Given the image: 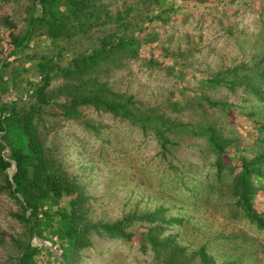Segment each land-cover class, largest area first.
Here are the masks:
<instances>
[{"label": "rangeland", "instance_id": "374dc122", "mask_svg": "<svg viewBox=\"0 0 264 264\" xmlns=\"http://www.w3.org/2000/svg\"><path fill=\"white\" fill-rule=\"evenodd\" d=\"M135 1L102 0L98 20L105 22L102 26L79 34L62 50L53 48L40 29L25 50L8 59L10 34L21 37L25 33L31 3L0 0V70L11 92L7 100L28 109L35 103L32 92L41 82V63L54 61L64 66L73 55L97 47L101 37L115 31L118 16L141 29L146 18L161 8L162 20L147 29L156 38L143 55L110 65V71L99 74L101 81L180 124H194L202 117L216 121L232 139L227 149L230 158L242 153L250 159L263 152L264 134L255 128L264 124V101L255 100L239 82L231 87L229 81L215 84L207 80L224 75L228 80L249 77L264 70V0H148L139 5ZM150 54L158 65L144 59ZM63 84L60 77H54L47 91ZM202 97L222 102L226 109L206 106L203 110L197 104ZM173 103L181 110L172 111ZM78 111L82 122L65 118L48 106L37 129L54 159L89 196L92 222L112 223L130 213L164 210L165 219L182 223L168 225L163 237L174 236L194 257L192 264H198L196 253L201 247L216 263L264 264V231L234 206L230 188L239 171L237 162L235 171L224 169L219 181L215 156L204 138L169 134L171 144L163 151L155 136L139 127L90 106ZM253 205L264 220V192L258 193ZM19 212L0 175L1 232L22 233L15 219ZM142 226L135 223L130 229L137 238ZM137 238L94 240L91 248L79 253L77 264H158L150 248H140ZM51 253L42 255L39 262L55 264L58 257ZM0 264H9L4 248H0Z\"/></svg>", "mask_w": 264, "mask_h": 264}, {"label": "trees", "instance_id": "16d2710c", "mask_svg": "<svg viewBox=\"0 0 264 264\" xmlns=\"http://www.w3.org/2000/svg\"><path fill=\"white\" fill-rule=\"evenodd\" d=\"M29 1L31 10L28 27L21 37L10 34L8 59L25 50L40 29L53 48L62 50L79 34H87L105 23L98 21L102 0ZM146 1L136 0L135 4ZM161 3L166 4L163 1ZM171 7L173 10L174 6ZM132 8L129 7V12ZM162 10L160 8L156 14L148 16L146 26L141 29H136L137 25L130 22H122L118 16L115 31L101 37L97 47L73 55L64 66L54 61L41 63V82L32 92L35 103L28 109H20L7 100L11 92L0 70V175L5 191L19 206L20 212L15 214V219L22 229V233L17 236L0 231V248L8 252L9 264H46L48 262H39V258L42 255L52 256L47 246L56 247L61 255L63 263L58 258H54L53 263L77 264L79 253L91 248L94 240L127 242L137 238L130 230L135 223L144 227L136 239L140 248H150L158 264H192L194 260L174 236L163 237L168 225L182 223L181 220L165 219L164 210L130 213L112 223L91 221L89 196L54 159L38 132V119L48 106L65 118L80 122L82 116L78 109L83 106L108 113L139 127L144 133L153 134L163 151H167V146L171 144L169 134L177 132L204 138L215 156L213 165L219 181L224 169L233 173L235 162L239 164V171L233 175L230 188L235 199L234 206L245 219L264 231V220L253 205L258 193L264 192V151L250 159L243 157L242 153L230 158L227 149L232 145V139L224 135L216 121L202 117L194 124H180L164 114H157L156 108L143 107L132 95L117 92L107 82L101 81L99 74L110 71V65L117 66L122 60L138 59L143 55L144 48L156 38L147 33V29L153 22L162 20ZM148 53H152L151 50L148 49ZM144 59L151 65H158L153 54ZM54 77H60L64 84L48 92ZM227 81L232 83L231 87L239 82L255 100L264 101V92L261 91L264 87V70L249 77L235 76L228 80L224 75L207 80L215 84ZM198 100L197 104L203 110L206 106L209 109H226L222 102L204 97ZM170 108L172 111L181 110L178 103L171 104ZM255 129L264 134V124ZM196 254L198 264H235L232 261L216 263L207 255L205 247H201Z\"/></svg>", "mask_w": 264, "mask_h": 264}, {"label": "water", "instance_id": "95a60500", "mask_svg": "<svg viewBox=\"0 0 264 264\" xmlns=\"http://www.w3.org/2000/svg\"><path fill=\"white\" fill-rule=\"evenodd\" d=\"M47 248H48L50 251H52L54 254H56L57 257H58V260H60V261L63 263V261H62V259H61V255L56 251L55 248H53V247H51V246H47Z\"/></svg>", "mask_w": 264, "mask_h": 264}]
</instances>
